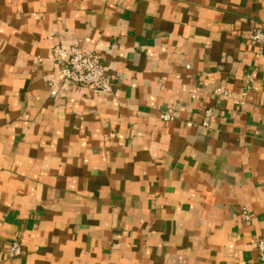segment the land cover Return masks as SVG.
I'll return each mask as SVG.
<instances>
[{
    "label": "crops",
    "instance_id": "1",
    "mask_svg": "<svg viewBox=\"0 0 264 264\" xmlns=\"http://www.w3.org/2000/svg\"><path fill=\"white\" fill-rule=\"evenodd\" d=\"M262 25L264 0H0V264H260ZM71 46L110 93L61 80Z\"/></svg>",
    "mask_w": 264,
    "mask_h": 264
},
{
    "label": "built area",
    "instance_id": "2",
    "mask_svg": "<svg viewBox=\"0 0 264 264\" xmlns=\"http://www.w3.org/2000/svg\"><path fill=\"white\" fill-rule=\"evenodd\" d=\"M247 40L254 45L262 46L264 43V25L253 28L247 34ZM261 54L259 50L256 53L258 57ZM53 62L57 66V72L61 80L71 85L87 88L93 92L108 94L111 91V80L105 72V67L100 58L94 53L82 52L79 48L71 46L68 48H56L54 50ZM52 95L55 92H51ZM228 95L227 92H223ZM211 110L205 111L202 126L208 127V118ZM159 117L164 122H171L176 119L177 114L173 110L162 111ZM192 126L191 123L187 124ZM242 215L246 221L249 220V214L246 209H242ZM255 249L260 264H264V236L255 241ZM21 243L13 241L7 248V255L10 258L21 254Z\"/></svg>",
    "mask_w": 264,
    "mask_h": 264
}]
</instances>
